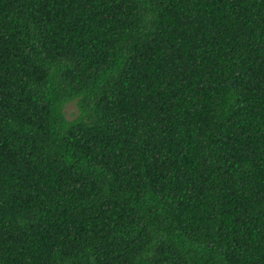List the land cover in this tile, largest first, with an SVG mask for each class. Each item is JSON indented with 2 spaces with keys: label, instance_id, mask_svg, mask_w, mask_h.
Returning a JSON list of instances; mask_svg holds the SVG:
<instances>
[{
  "label": "trees",
  "instance_id": "trees-1",
  "mask_svg": "<svg viewBox=\"0 0 264 264\" xmlns=\"http://www.w3.org/2000/svg\"><path fill=\"white\" fill-rule=\"evenodd\" d=\"M0 264H264V0H0Z\"/></svg>",
  "mask_w": 264,
  "mask_h": 264
},
{
  "label": "rangeland",
  "instance_id": "rangeland-1",
  "mask_svg": "<svg viewBox=\"0 0 264 264\" xmlns=\"http://www.w3.org/2000/svg\"><path fill=\"white\" fill-rule=\"evenodd\" d=\"M73 110H74V106L72 104H66L64 107V112L67 117L71 115L70 112H72Z\"/></svg>",
  "mask_w": 264,
  "mask_h": 264
}]
</instances>
